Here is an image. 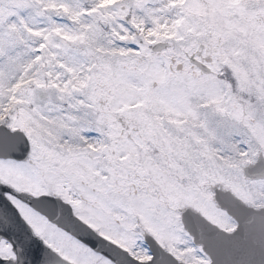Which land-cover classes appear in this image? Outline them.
Here are the masks:
<instances>
[{
    "label": "snow or ice",
    "instance_id": "1",
    "mask_svg": "<svg viewBox=\"0 0 264 264\" xmlns=\"http://www.w3.org/2000/svg\"><path fill=\"white\" fill-rule=\"evenodd\" d=\"M0 264H264V0H0Z\"/></svg>",
    "mask_w": 264,
    "mask_h": 264
}]
</instances>
